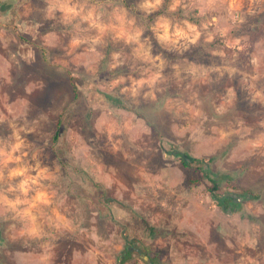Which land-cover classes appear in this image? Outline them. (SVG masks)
I'll return each instance as SVG.
<instances>
[{"label":"rangeland","instance_id":"rangeland-1","mask_svg":"<svg viewBox=\"0 0 264 264\" xmlns=\"http://www.w3.org/2000/svg\"><path fill=\"white\" fill-rule=\"evenodd\" d=\"M0 264H264V0H0Z\"/></svg>","mask_w":264,"mask_h":264},{"label":"trees","instance_id":"trees-1","mask_svg":"<svg viewBox=\"0 0 264 264\" xmlns=\"http://www.w3.org/2000/svg\"><path fill=\"white\" fill-rule=\"evenodd\" d=\"M125 3H129V0H122ZM131 4V2H130ZM129 5V4H128ZM131 6V10L135 11L136 13H138L140 16H143V14L137 10L134 5H129ZM109 98H113L111 97V95H106ZM58 134L56 133V136ZM180 159L182 160L183 164L186 166H189L191 164H198L200 166H202V168H206L205 166H207V162L205 161L204 158H196V157H191V158H183V156H180ZM228 177H233V176H228ZM232 179V178H231ZM210 180L212 181L213 185L210 187V191L216 196L217 194L214 193V191L219 190L220 185L218 184V182L221 179H217V178H210ZM233 189H229L227 191H225V193L223 195L220 196L219 198V205L224 209V210H229V211H233V210H238L241 208V203H242V196L247 194L250 198H252V196L254 195L252 190L250 188H244L239 189L236 186L232 187ZM132 254V250H130L128 247L125 249L123 256L120 258L121 262H125L126 260H128L131 257Z\"/></svg>","mask_w":264,"mask_h":264}]
</instances>
